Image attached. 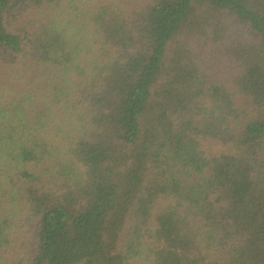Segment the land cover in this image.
I'll use <instances>...</instances> for the list:
<instances>
[{
    "label": "trees",
    "instance_id": "16d2710c",
    "mask_svg": "<svg viewBox=\"0 0 264 264\" xmlns=\"http://www.w3.org/2000/svg\"><path fill=\"white\" fill-rule=\"evenodd\" d=\"M0 264H264V0H0Z\"/></svg>",
    "mask_w": 264,
    "mask_h": 264
},
{
    "label": "rangeland",
    "instance_id": "374dc122",
    "mask_svg": "<svg viewBox=\"0 0 264 264\" xmlns=\"http://www.w3.org/2000/svg\"><path fill=\"white\" fill-rule=\"evenodd\" d=\"M213 147H214L216 150H219L218 147H215L214 145H213ZM128 226H129V225H127V226L125 227V228H127V230H129V229H128Z\"/></svg>",
    "mask_w": 264,
    "mask_h": 264
}]
</instances>
